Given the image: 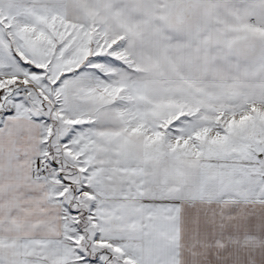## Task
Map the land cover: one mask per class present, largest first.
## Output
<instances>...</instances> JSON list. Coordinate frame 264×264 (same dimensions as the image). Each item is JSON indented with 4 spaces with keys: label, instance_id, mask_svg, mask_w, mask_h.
Segmentation results:
<instances>
[{
    "label": "snow or ice",
    "instance_id": "1",
    "mask_svg": "<svg viewBox=\"0 0 264 264\" xmlns=\"http://www.w3.org/2000/svg\"><path fill=\"white\" fill-rule=\"evenodd\" d=\"M0 264H264V0H0Z\"/></svg>",
    "mask_w": 264,
    "mask_h": 264
}]
</instances>
